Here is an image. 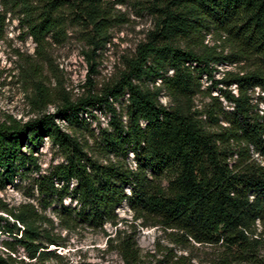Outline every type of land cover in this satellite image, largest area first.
Returning <instances> with one entry per match:
<instances>
[{"label":"trees","instance_id":"obj_1","mask_svg":"<svg viewBox=\"0 0 264 264\" xmlns=\"http://www.w3.org/2000/svg\"><path fill=\"white\" fill-rule=\"evenodd\" d=\"M104 2L0 0V33L6 15L16 14L42 56L48 39L62 37L68 15L88 31L89 45L102 47L113 20ZM149 10L155 28L99 95L65 102L56 113L27 122L11 117L0 122V188L16 178L26 180L29 196L44 210L56 204L53 211L63 221L98 228L116 225V210L126 203L142 227L160 226L183 242L220 246L225 264H259L255 233L257 222H264V0H150ZM207 35L221 44L205 45ZM244 61H251L252 68L211 80L215 66ZM203 77L236 91L212 96L207 89L209 102L198 110L195 97L203 92ZM39 85L30 102L36 110L50 102ZM255 88L261 94L256 98L251 94ZM161 96L168 104L161 103ZM120 99L125 100L122 114L113 106ZM95 106L109 115L95 139L103 162L88 156L76 137L54 123L58 117L77 120ZM43 137L63 159L44 174L35 156ZM65 199L75 204L64 206ZM1 210L12 222L0 216V235L7 238L0 243V264L42 261L48 254L43 240L56 244L39 228L45 217L31 204ZM115 241L125 264L137 263L133 236L118 231ZM17 248L28 261L17 256Z\"/></svg>","mask_w":264,"mask_h":264},{"label":"rangeland","instance_id":"obj_2","mask_svg":"<svg viewBox=\"0 0 264 264\" xmlns=\"http://www.w3.org/2000/svg\"><path fill=\"white\" fill-rule=\"evenodd\" d=\"M104 1L113 20L108 31V41L98 48L89 45L88 31L84 26L73 22L71 16L67 15L62 37L59 41L48 39L41 56L37 54L31 37L25 35L17 15H6L0 33V122L7 117L27 122L41 113L54 114L65 102L75 103L88 94L99 95L105 85L115 80L124 67L125 59L133 56L136 47L145 42L147 35L155 28L156 18L149 10L150 0ZM204 44L212 46L221 42L216 36L207 35ZM31 64H37V68L33 69ZM252 64L251 61H244L232 66H215L211 80L223 79L226 72L239 73L251 69ZM211 80L206 77L201 80L203 92L195 97L198 110H202L209 102L207 89L212 96H219L220 91L233 94L236 91L234 86H215ZM38 82V88L41 87L47 93L50 102L46 107L36 110L30 102L37 91ZM251 94L254 98L261 95L258 88L253 89ZM218 100L223 106L226 105L222 98ZM160 101L163 105L168 104L164 96H161ZM113 106L122 114L125 100L113 102ZM108 119L105 108L95 106L86 108L77 120L68 122L58 117L54 118V123L61 131L76 137L88 156L103 162L105 159L98 152L95 139L99 137L100 129L107 127ZM35 156L42 174L63 160L46 137L41 140ZM131 159L130 154L129 161ZM27 182L25 180L21 183L16 178L14 183L0 188V216L7 217L1 209L12 211L31 204L45 217V220L39 222V228L43 230V235L53 239L56 244L48 245L43 240L48 254L37 264H125L117 251L115 238L118 231L132 235L136 241L139 260L135 264H225V251L222 247L201 245L190 240L183 242L173 235L172 230H164L160 226L142 227L140 221H133V213L126 203L116 210V225L107 222L98 228L82 223L69 224L54 213L56 204L44 210L37 200L32 199L29 188L25 186ZM74 204L70 199L63 201L64 206ZM6 219L12 222L9 217ZM255 238L260 240L255 251L256 259L259 264H264V222H257ZM6 239L0 235V243ZM17 256L28 261L19 248ZM228 264L253 263L246 261Z\"/></svg>","mask_w":264,"mask_h":264}]
</instances>
